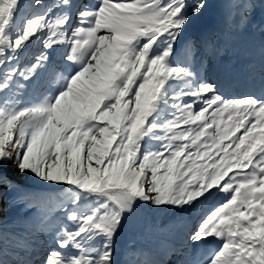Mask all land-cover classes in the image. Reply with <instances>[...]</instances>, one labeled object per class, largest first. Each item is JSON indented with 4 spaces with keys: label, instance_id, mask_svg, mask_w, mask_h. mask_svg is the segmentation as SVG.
<instances>
[{
    "label": "snow or ice",
    "instance_id": "6c2138e0",
    "mask_svg": "<svg viewBox=\"0 0 264 264\" xmlns=\"http://www.w3.org/2000/svg\"><path fill=\"white\" fill-rule=\"evenodd\" d=\"M230 7L247 26L264 0ZM206 8L0 0V186L38 210L26 236L0 229V264L36 232L42 258L12 264H118L115 240L139 207L182 214L218 193L188 237L218 246L187 264H264V93L228 97L202 78L197 62L230 35L184 40ZM125 264L156 261L134 251Z\"/></svg>",
    "mask_w": 264,
    "mask_h": 264
},
{
    "label": "rangeland",
    "instance_id": "374dc122",
    "mask_svg": "<svg viewBox=\"0 0 264 264\" xmlns=\"http://www.w3.org/2000/svg\"><path fill=\"white\" fill-rule=\"evenodd\" d=\"M190 2H195V0H190ZM240 2H244V0H206V11L203 15L193 18L184 33L185 41L199 42L206 35L219 34L225 30L229 31L230 35L225 39L220 54H213L210 50L206 51L202 59L197 62L202 78L218 84L221 92L225 95L238 89L234 85L233 90H228L225 84L221 85L218 81L219 71L222 68H224L227 75H231V66L225 65L230 57L239 67V72L233 71L235 73L234 76L239 78L238 83L243 79L245 73H247L246 81L251 86V89L259 83H264V71L254 70L242 62V60L252 58L250 53L244 55L245 52H250L251 50L256 53L259 61L264 62V32L259 30L261 26H264V10L257 8L251 15L248 25L245 26L241 23L240 11L230 7ZM217 23L221 26V30L217 27ZM208 28L211 30L209 31ZM245 47H247L248 51L245 50ZM253 59L250 60L257 62L255 58ZM219 61L225 64L222 63V66H220L221 64H218ZM236 65H233V68ZM256 68L259 67L256 66ZM227 84H230V82L228 81ZM262 92H264V88ZM244 95L246 94L240 96ZM39 97L40 93L37 91L35 98L38 99ZM228 97H234V95ZM12 172L14 173V170ZM15 179L20 186L38 187L31 177L22 178L16 174ZM12 193L7 188L0 186V194L2 196L0 198V227L3 228L6 224L10 232L14 231L18 236L24 237L28 232L27 225L35 219L38 210L32 206L28 210L23 204H17L12 207L11 200L9 201ZM17 196L21 195L18 193ZM225 196L226 194L224 193H218L193 211L182 214L171 211L160 212L150 206L139 207L133 215L128 217L124 228L120 232L121 235L115 240L118 264H125V261L130 258L133 251L137 253L149 252L147 258L156 261V264H187L189 260L203 259L207 253L218 246L217 242L213 241L206 247L194 249L188 237L199 223L201 217L222 202ZM47 241L48 235L46 233L36 232L34 235L28 236L26 241H21L27 244L26 247L13 251L14 246L8 244L5 258L11 263L18 257L26 259L27 256H30V260L38 262L42 257L33 258V255L38 254L37 252L43 253L47 245L42 247V244L47 243ZM125 241L128 244L133 243V246H126L123 243ZM129 248H132L133 251L128 253ZM20 252L23 253L20 254ZM194 252L196 253L195 255H193ZM160 257H163V259L160 260Z\"/></svg>",
    "mask_w": 264,
    "mask_h": 264
},
{
    "label": "bare ground",
    "instance_id": "6f19581e",
    "mask_svg": "<svg viewBox=\"0 0 264 264\" xmlns=\"http://www.w3.org/2000/svg\"><path fill=\"white\" fill-rule=\"evenodd\" d=\"M208 30L210 31L211 29L208 28ZM246 48L247 47H245V50H247ZM248 53H250L252 55V58H249L247 60H242V62L245 63L247 66L251 67L254 70L255 69H259V71H262L263 72L264 71V62L259 61L257 59L256 53H254L252 50L250 52L249 51L248 52H245L244 55H248ZM253 58H255L257 60V62H254L253 61L254 60ZM250 59H253V60H250ZM226 62L227 63L225 64L224 62L219 61L218 64L220 63L221 64L220 66H222V63H223V64H225L227 66H231V68H230V74L231 75H229V74L227 75L226 72L224 71V68H222L221 71L218 70L219 73H220V76L218 78V81H219V83L221 85L222 84H225V86L228 88V90H233L232 88H233L234 85H236L238 87V89L236 91H230L229 93H226V96L234 95V97H237V96H240L242 94H248V93H255L257 95H261L262 94V91H263V88H264V86H263L264 83H261V84L259 83L258 85H256L254 88L251 89V86L246 81L247 80V78H246L247 73H245V76H243V79H241L240 80V83H238V81H239L238 79L239 78L236 77V76H234L235 73L233 71L239 72V67H237V65L233 62V60L231 59V57L228 58ZM233 65H236V67L233 68ZM256 66L259 67V68H256ZM227 76H229V77H227ZM228 81L230 82V84H227ZM22 253L23 252H20V254H22ZM37 253L38 254H34L33 255L34 256L33 258L42 257L43 256V253H40V252H37ZM28 255H29V253H28ZM31 255H32V253H31ZM18 259H20V258L18 257L15 260H18ZM26 259H30V256H27ZM9 264H12V262L9 263Z\"/></svg>",
    "mask_w": 264,
    "mask_h": 264
},
{
    "label": "trees",
    "instance_id": "16d2710c",
    "mask_svg": "<svg viewBox=\"0 0 264 264\" xmlns=\"http://www.w3.org/2000/svg\"><path fill=\"white\" fill-rule=\"evenodd\" d=\"M35 50V49H34ZM21 189L23 190V191H39L40 190V188L39 187H28V186H21ZM17 194L18 193H12L11 195H10V198H9V201H10V203H11V205H12V207H14L15 205H17V204H23L24 205V207L25 208H27L28 210L31 208V205L29 204V202H27V201H25V200H23L22 198H21V196H17ZM13 195H15V196H13ZM20 195V194H19ZM2 196H1V194H0V198H1ZM11 207V209H13ZM0 229H2L1 227H0ZM121 235V233H119L118 234V236H120ZM117 236V237H118ZM126 246H133V243H130V244H128L127 243V241H125V242H123ZM115 246V248H117V246L116 245H114ZM164 247H165V244H164ZM130 251H133V249L132 248H129L128 249V253L130 252ZM134 252V251H133ZM145 253H147V255L149 254V252H145ZM157 253V252H156Z\"/></svg>",
    "mask_w": 264,
    "mask_h": 264
}]
</instances>
